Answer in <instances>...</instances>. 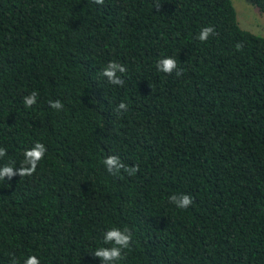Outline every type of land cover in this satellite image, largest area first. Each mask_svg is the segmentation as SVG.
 Instances as JSON below:
<instances>
[{"label":"trees","instance_id":"trees-1","mask_svg":"<svg viewBox=\"0 0 264 264\" xmlns=\"http://www.w3.org/2000/svg\"><path fill=\"white\" fill-rule=\"evenodd\" d=\"M262 36L230 0H0V166L46 147L31 176L0 180V264H102L113 227L132 234L114 264H264Z\"/></svg>","mask_w":264,"mask_h":264},{"label":"clouds","instance_id":"clouds-1","mask_svg":"<svg viewBox=\"0 0 264 264\" xmlns=\"http://www.w3.org/2000/svg\"><path fill=\"white\" fill-rule=\"evenodd\" d=\"M98 4H103L104 0H95ZM215 29L212 26H205L201 28L198 39L202 42L207 41L209 36L213 35ZM243 47L241 43L236 44V49L240 50ZM156 67L159 71L167 74H171L176 71V75L182 74L183 69L177 70V62L171 57L162 58L157 61ZM126 68L117 63L109 62L108 66L103 70L102 75L107 78L108 82L111 84L122 85L123 80L117 75V73H124ZM38 93L33 91L30 95L24 97V104L26 107H32L36 103ZM50 106L54 109L60 110L63 105L59 100L50 101ZM127 110V105L121 102L118 105L117 111ZM46 152V147L44 144L37 142L31 149L25 150L23 155L24 159L18 169L12 166V164H5L0 166V180L7 178L11 180L14 176L19 175L20 177L31 176L37 168L38 163L44 158ZM6 155V150L0 148V158ZM107 170L110 173H118L121 169H124L129 175L134 174L138 171V168H126L125 165L119 160L117 156H109L103 161ZM169 201L174 203L176 207L180 209H186L192 204V198L189 195H173L169 197ZM132 240V234L128 229L121 230L119 228L113 227L108 229L103 233L104 244L112 245L111 247H100L97 248L93 255L102 261V264H114V262L119 261L122 258V249L129 248ZM13 264H17L13 260ZM23 264H40V260L35 255H29L23 261Z\"/></svg>","mask_w":264,"mask_h":264},{"label":"rangeland","instance_id":"rangeland-1","mask_svg":"<svg viewBox=\"0 0 264 264\" xmlns=\"http://www.w3.org/2000/svg\"><path fill=\"white\" fill-rule=\"evenodd\" d=\"M238 27L253 35L263 37L264 14H260L252 0H230Z\"/></svg>","mask_w":264,"mask_h":264}]
</instances>
